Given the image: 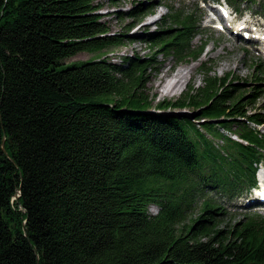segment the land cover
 <instances>
[{"label": "trees", "instance_id": "16d2710c", "mask_svg": "<svg viewBox=\"0 0 264 264\" xmlns=\"http://www.w3.org/2000/svg\"><path fill=\"white\" fill-rule=\"evenodd\" d=\"M165 9L143 43L196 60L206 45L191 44L196 8ZM98 10L95 0H0V264H264V216L220 230L227 214L206 196L214 189L230 200L254 187L264 101L249 110L264 90L246 92L207 66L200 88L152 106L145 85L155 55L56 70L122 45ZM252 68L264 84V65ZM184 108L198 111L200 130L169 112Z\"/></svg>", "mask_w": 264, "mask_h": 264}, {"label": "rangeland", "instance_id": "374dc122", "mask_svg": "<svg viewBox=\"0 0 264 264\" xmlns=\"http://www.w3.org/2000/svg\"><path fill=\"white\" fill-rule=\"evenodd\" d=\"M232 5L227 8L232 12L237 20L244 19L258 24L259 29H264V0H235ZM223 0H217V3H223ZM99 10L96 12L101 16L100 21L105 24L108 29V35H119L122 39V45L109 47L103 50V54L97 56L94 53H79L75 56L64 60V64L56 67V70H62L69 63L89 61L91 59L105 58L109 63L119 64L120 57L133 56L137 54L140 57L154 56L155 49H151L148 44L143 43L144 37L148 33H153L157 30V23L160 16L166 14L165 6L172 8H182L189 11L197 10L199 18L200 31L192 40V46H198L201 41L205 42L202 52L196 60L187 59L186 61L176 62L172 57H162L156 54L155 70L147 71L148 81L145 85V91L152 100V106L156 103L173 102L188 88H200L203 84L204 69L209 66V76L223 77L227 74V81L233 83H243L246 86V92L252 91L259 85L257 90H264L262 81H253L251 78L252 65H264V57L258 52V44L244 42L241 36L235 37L230 31L217 32L210 28L206 21V0H95ZM225 3V2H224ZM140 5L142 11L135 17L130 18L129 13ZM150 5L152 9L149 10ZM229 20V18H225ZM246 21L241 24H236L237 28L240 25H245ZM230 27V25L228 26ZM234 32H236L233 29ZM242 31L252 33L253 29L244 27ZM203 64V65H202ZM125 64L122 65V67ZM203 66V67H200ZM184 72V78L178 82L174 77L176 71ZM233 78H236L234 80ZM264 101V94L255 102L254 107L249 110L250 113L258 112L257 108ZM154 110V108H151ZM174 115H185L194 124L195 128L199 129V123L192 116L198 111L192 108L172 109ZM217 132L226 136V132L221 129ZM259 131L264 134V126L258 127ZM205 137L212 143L214 149L219 154L225 156L227 151L224 149L225 144L219 138ZM231 139L238 141L235 136L231 135ZM263 163L256 166L254 181L259 180V174L263 175ZM256 186V185H255ZM206 196L214 201L218 206L226 212L225 217H220L218 228L225 230L230 228L234 223L241 220V217L246 214H257L264 216V208L254 205L255 194L252 189L243 190L238 197L230 200L222 199L220 194H217L214 189L206 192ZM18 194L12 199H17ZM260 208V209H259ZM157 209L153 205H149L147 213L150 216L155 215ZM197 212H194V215ZM218 219V218H217Z\"/></svg>", "mask_w": 264, "mask_h": 264}, {"label": "bare ground", "instance_id": "6f19581e", "mask_svg": "<svg viewBox=\"0 0 264 264\" xmlns=\"http://www.w3.org/2000/svg\"><path fill=\"white\" fill-rule=\"evenodd\" d=\"M218 15L220 16V14L218 13ZM230 16H229V13H227L226 12V17L225 18H229ZM230 20V19H229ZM229 20H227V21H229ZM230 25V27H228L229 29H234L236 32H234L233 34L235 35V37H236V34L237 33H239V31H242L243 29H244V25L242 24V25H240V27H243V28H237L236 26V24H229ZM239 27V26H238ZM245 32V31H244ZM184 72L183 71H181V70H178V71H176V73H175V75H174V77L175 78H177V80H178V82H180V80L181 79H183L184 78ZM259 180H258V182L259 183H262V182H264V173H263V175H261V173L259 174Z\"/></svg>", "mask_w": 264, "mask_h": 264}, {"label": "water", "instance_id": "95a60500", "mask_svg": "<svg viewBox=\"0 0 264 264\" xmlns=\"http://www.w3.org/2000/svg\"><path fill=\"white\" fill-rule=\"evenodd\" d=\"M1 150L3 151V146L1 145Z\"/></svg>", "mask_w": 264, "mask_h": 264}]
</instances>
